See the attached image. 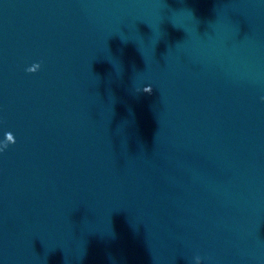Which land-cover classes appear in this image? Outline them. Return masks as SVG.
I'll use <instances>...</instances> for the list:
<instances>
[{
  "label": "water",
  "instance_id": "obj_1",
  "mask_svg": "<svg viewBox=\"0 0 264 264\" xmlns=\"http://www.w3.org/2000/svg\"><path fill=\"white\" fill-rule=\"evenodd\" d=\"M0 264H264V0H0Z\"/></svg>",
  "mask_w": 264,
  "mask_h": 264
},
{
  "label": "clouds",
  "instance_id": "obj_2",
  "mask_svg": "<svg viewBox=\"0 0 264 264\" xmlns=\"http://www.w3.org/2000/svg\"><path fill=\"white\" fill-rule=\"evenodd\" d=\"M150 93V92H149Z\"/></svg>",
  "mask_w": 264,
  "mask_h": 264
}]
</instances>
